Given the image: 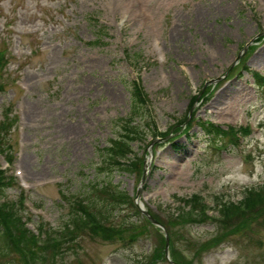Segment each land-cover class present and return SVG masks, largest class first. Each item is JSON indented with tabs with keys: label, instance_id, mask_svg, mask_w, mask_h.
I'll use <instances>...</instances> for the list:
<instances>
[{
	"label": "rangeland",
	"instance_id": "374dc122",
	"mask_svg": "<svg viewBox=\"0 0 264 264\" xmlns=\"http://www.w3.org/2000/svg\"><path fill=\"white\" fill-rule=\"evenodd\" d=\"M0 32L12 57L0 122L19 116L7 134L16 148L8 175L18 184L4 197L24 192L34 232L43 223L62 230L79 200L93 211L108 203L96 186L111 183L135 205L111 210L103 230L87 221L62 251L27 246L29 257L0 262L264 264V206L226 227L213 209L216 197L237 202L264 184V84L250 75L264 74V0H0ZM243 64L250 71L240 72ZM138 80L151 119L131 116ZM129 121L140 138L127 156L141 163L125 172L108 166L105 150L124 139ZM208 122L251 134L235 144L204 131ZM157 130L170 139L156 141ZM149 158L141 200L169 234L170 261L165 232L135 204ZM194 194L215 221L189 214L181 200ZM183 213L189 223L176 225Z\"/></svg>",
	"mask_w": 264,
	"mask_h": 264
},
{
	"label": "trees",
	"instance_id": "16d2710c",
	"mask_svg": "<svg viewBox=\"0 0 264 264\" xmlns=\"http://www.w3.org/2000/svg\"><path fill=\"white\" fill-rule=\"evenodd\" d=\"M6 51V50H5ZM5 53L3 51H0V74L3 69H5L6 65H8V59L4 55ZM256 78V81L259 84L260 80H262V77L260 75L253 74ZM131 96H132V117H142L144 119H151L150 114L147 112V99L146 95L142 91L140 85L136 82H133L132 90H131ZM150 116V117H149ZM150 123H147L148 126L150 124L152 125V122L149 120ZM129 123L127 124L126 130L127 133L124 134V139H119V141H112L111 146L105 150L108 156V166L110 168L119 169L122 171H135L138 170L137 164L141 163V159L137 158L136 161H129L130 165H126L123 162H120L119 159L121 157L130 159L127 154L128 152H131L130 144L134 141H137L140 138V131L138 128H135L132 125V122H125ZM183 122H181L182 124ZM180 124V123H179ZM180 129V128H178ZM203 129L205 131H209L210 133L214 132L216 134H224L226 136H231L232 139H234V143L238 141L237 138V132L230 128L228 131H223L222 129L214 126V125H204ZM154 135L155 132H152ZM142 134H144L142 132ZM168 135V134H167ZM155 137V136H154ZM0 143L2 144L1 140ZM113 170V169H110ZM12 179H8L4 172L0 170V258L9 257L12 254H21L23 258L25 256H28L31 254V252L28 251L27 246L30 247H36L39 249H47L49 246L52 247L56 251H62V245L61 244H50L49 242L46 243L47 245L44 247H38L36 244L35 236L32 234L25 224L22 222V217L19 216V213L16 209V203H11V201H2L1 195L3 192L9 188V186L13 183ZM97 193L99 191V194L101 197L109 198L108 203L103 202L100 207H97L96 209H93V203H76L72 204V213H73V219L66 225V227L59 232V234L65 238L69 235L75 236L76 231L79 232L80 228L84 229L86 222L90 221L94 223L96 229L103 230L105 229V224L109 222L108 215L110 214L111 210H116L120 205H128L130 207H135V205L132 203V198L128 197L126 193L119 191L116 187H113L111 183H108L105 187L102 186V188L99 186H96ZM102 198V201L105 202V200ZM181 201H184L185 205L193 206V210L189 212V214H193L194 216H201V222H213L215 220L207 217L204 215L206 213V207L201 204L202 198L198 195H194L190 199H182ZM264 206V185L260 187H253L248 188L243 193V198L240 202H221L217 203V206L215 207L216 211L220 215L221 220L219 223L223 222V225L226 227L227 225L231 224L235 219H239L241 217H247L249 214H246L247 212L258 211L259 208H262ZM188 214V216H189ZM185 213L183 215L181 214L176 225L189 223L187 222V219H185ZM191 216V215H190ZM101 220V221H100ZM108 220V222H107ZM193 220V219H192ZM105 222V223H104ZM163 223V222H162ZM109 226V227H107ZM106 227L110 230L113 229L112 226L109 224ZM96 233L97 230H95ZM49 238L52 239L53 234L52 232H46ZM58 233V232H57ZM171 235V234H170ZM172 237V236H171ZM175 259V256L173 257ZM177 263L179 264H188L184 260H177ZM0 264H13L11 262L1 261Z\"/></svg>",
	"mask_w": 264,
	"mask_h": 264
},
{
	"label": "water",
	"instance_id": "95a60500",
	"mask_svg": "<svg viewBox=\"0 0 264 264\" xmlns=\"http://www.w3.org/2000/svg\"><path fill=\"white\" fill-rule=\"evenodd\" d=\"M249 45V44H248ZM245 49L247 50V46L245 47ZM170 139V137H168V138H166V139H164V141H167V140H169ZM149 167L150 166H147L146 165V167H145V170H144V174L142 175L143 177H142V182H141V185H139L140 187L138 188V192H137V198L138 199H140L141 197V195H142V191H143V188H144V184H145V182H146V178H147V174H148V170H149ZM136 204H137V202H136ZM137 208H140V210L142 211V213L144 214V215H146L147 216V218H149L150 220H151V222H153V224H155L156 226H158L159 228H162L163 230H164V232L166 233V239H167V246H166V255H167V257H168V247H169V236H168V234H167V231H166V229L164 228V226L163 225H161L158 221H156V220H154L151 216H150V214L147 212V210H145V209H143V207H141L139 204H137ZM174 264V263H173Z\"/></svg>",
	"mask_w": 264,
	"mask_h": 264
},
{
	"label": "bare ground",
	"instance_id": "6f19581e",
	"mask_svg": "<svg viewBox=\"0 0 264 264\" xmlns=\"http://www.w3.org/2000/svg\"><path fill=\"white\" fill-rule=\"evenodd\" d=\"M246 68V69H245ZM244 69L248 72L250 71V69L248 68V66H244ZM178 82V81H177ZM143 204V203H142ZM144 205V204H143Z\"/></svg>",
	"mask_w": 264,
	"mask_h": 264
}]
</instances>
